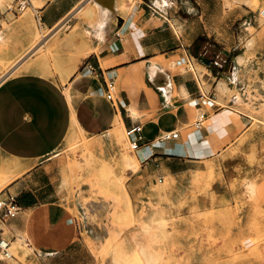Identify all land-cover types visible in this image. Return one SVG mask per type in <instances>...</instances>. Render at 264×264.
Listing matches in <instances>:
<instances>
[{
	"label": "crops",
	"instance_id": "obj_1",
	"mask_svg": "<svg viewBox=\"0 0 264 264\" xmlns=\"http://www.w3.org/2000/svg\"><path fill=\"white\" fill-rule=\"evenodd\" d=\"M84 1L29 0L36 23L56 40L60 71L24 58L29 37L18 41L3 25L9 8L0 11L2 58H24L17 68L28 66L0 82V164L13 163L14 172L0 196L14 194L21 206L16 217L0 218V238L12 245L23 237L28 251L21 260L0 249V264H114L111 254H100L112 232L106 213L114 199L105 195L121 196L137 214L153 194L152 183L190 174L249 126L233 108L242 88L232 74L237 58L232 64L221 56L210 37L220 31L204 22L223 0H114L112 14L100 6L102 12L89 16L78 13ZM109 77L115 101L106 97ZM201 112L207 117L196 127ZM119 116L126 130L143 126L139 166L124 171L120 190L100 194L102 171L73 169L69 141L83 132L98 163L114 162L121 153L113 131ZM176 130L179 138L157 139Z\"/></svg>",
	"mask_w": 264,
	"mask_h": 264
},
{
	"label": "rangeland",
	"instance_id": "obj_2",
	"mask_svg": "<svg viewBox=\"0 0 264 264\" xmlns=\"http://www.w3.org/2000/svg\"><path fill=\"white\" fill-rule=\"evenodd\" d=\"M22 1L0 0V11L3 7L7 12L6 5L10 11L3 22L5 29L17 33L18 41L29 37L31 49L24 58L35 56L41 62L46 58L48 67L60 71L55 38L36 23L29 0ZM229 1L222 2L226 10L210 9L204 22L220 31L210 37L221 56L232 64L237 58L232 74L242 88L233 108L247 118L249 126L235 142L196 163L190 174L152 183L153 194L148 204L142 201L137 214L121 196L105 195L114 199L113 211L106 213L112 232L100 254H111L114 264H264V0ZM100 6L106 15L112 14L115 1L85 0L78 13L89 16L88 11H101ZM1 54L0 43V82L10 73L28 68H17L24 58L15 63L17 58L7 61ZM195 69L203 74L202 66L196 64ZM183 125L180 120L178 127ZM116 135L120 157L106 164L98 163L92 139L83 132L69 141L73 169L102 171L97 179L100 194L120 190L124 171L138 168L126 163L130 157L137 159L126 129ZM116 170L122 171L121 177ZM13 175L11 162L0 164V192ZM25 242L22 237L12 243L10 252L15 258L23 260L20 253L28 251Z\"/></svg>",
	"mask_w": 264,
	"mask_h": 264
},
{
	"label": "built area",
	"instance_id": "obj_3",
	"mask_svg": "<svg viewBox=\"0 0 264 264\" xmlns=\"http://www.w3.org/2000/svg\"><path fill=\"white\" fill-rule=\"evenodd\" d=\"M24 2V0L22 1ZM189 63V62H188ZM107 86V99L111 101L116 100V83L112 77H109L106 80ZM206 114L201 112L197 119L194 122L196 127H199L201 123L206 119ZM129 145L132 150L136 151L139 146L140 142L143 139V126L141 124H135L131 127H128L126 130ZM179 131H165L158 136V140H170L179 138ZM163 178L161 177L159 181H162ZM21 211V206L17 200V196L11 193H7L5 196H0V218L3 220L11 219L16 217ZM10 241L6 238H0V249L3 253L5 258H12L13 254L10 252Z\"/></svg>",
	"mask_w": 264,
	"mask_h": 264
},
{
	"label": "bare ground",
	"instance_id": "obj_4",
	"mask_svg": "<svg viewBox=\"0 0 264 264\" xmlns=\"http://www.w3.org/2000/svg\"><path fill=\"white\" fill-rule=\"evenodd\" d=\"M102 1H105V0H102ZM126 2V1H125ZM22 3H25V2H22ZM230 3V1L229 0H227V4H229ZM124 5V4H123ZM39 6V5H38ZM125 7H127V6H125ZM21 8H22V5H21ZM27 14V13H26ZM30 14H32L31 13V11H30ZM24 16H28V15H24ZM23 16V17H24ZM30 16V15H29ZM31 19V18H30ZM22 21V20H21ZM32 21H34V19L32 20ZM35 22V21H34ZM28 24V23H27ZM29 25V24H28ZM31 25V24H30ZM34 25V24H33ZM32 26V25H31ZM34 27V26H33ZM36 27V26H35ZM34 27V28H35ZM36 30V29H35ZM30 31V30H29ZM35 34H36V31H35ZM35 34H34V38H35ZM33 35V34H32ZM42 35V34H41ZM30 36H31V34H30ZM33 41V40H32ZM31 43V42H30ZM46 48V47H45ZM44 48V49H45ZM89 49V48H88ZM34 49H32V51H33ZM86 51H87V49H86ZM49 52V51H48ZM89 52H90V50H89ZM88 53V52H87ZM25 54V53H24ZM83 54V53H82ZM40 55H43V53H41ZM85 55V54H84ZM40 57V56H39ZM45 57V56H44ZM49 57V56H48ZM41 58V57H40ZM46 59V58H45ZM44 59V60H45ZM38 60V59H37ZM43 60V59H42ZM44 60H43V62H44ZM48 61V60H47ZM42 62V63H43ZM45 62H46V60H45ZM41 63V64H42ZM45 64V63H44ZM44 64H43V66H44ZM31 65H32V63H31ZM74 65H75V63H74ZM37 66V65H36ZM46 66V65H45ZM172 66V65H171ZM18 67V66H17ZM39 68V67H38ZM44 68V70H45V67H43ZM50 68V67H49ZM74 68V67H73ZM73 68H72V70H73ZM11 69V68H10ZM15 69H16V66H15ZM40 69V68H39ZM42 69V68H41ZM71 70V71H72ZM75 70V69H74ZM25 71H26V68H25ZM46 71L47 72H49L48 71V67H47V69H46ZM45 72V71H44ZM194 72V71H193ZM46 73V72H45ZM40 74H41V72H40ZM51 76V75H50ZM6 77V76H5ZM53 77V76H52ZM66 81H67V79H66ZM136 110V109H135ZM132 111H133V109H132ZM134 113V112H133ZM119 118L121 119H119L120 121H118L117 122V125L115 126V130H113V131H115V134H120V130L121 129H124V125H123V122H122V118L119 116ZM71 133H73V132H71ZM69 136V135H68ZM115 136H117V135H115ZM117 138V137H116ZM126 163L129 165V166H132V167H134V168H137L138 167V158L136 159V158H134V157H130L129 159H126ZM13 164V163H12ZM19 171V170H18ZM10 180V179H9ZM251 191V190H250ZM139 250V249H138ZM140 251V250H139ZM141 251H142V249H141Z\"/></svg>",
	"mask_w": 264,
	"mask_h": 264
}]
</instances>
